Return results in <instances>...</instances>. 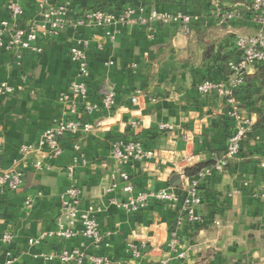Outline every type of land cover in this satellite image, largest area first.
I'll return each instance as SVG.
<instances>
[{
	"label": "crops",
	"instance_id": "0c3cea01",
	"mask_svg": "<svg viewBox=\"0 0 264 264\" xmlns=\"http://www.w3.org/2000/svg\"><path fill=\"white\" fill-rule=\"evenodd\" d=\"M11 0H0V15ZM25 10L19 25L29 24L38 13L39 0H14ZM66 3L69 24L52 37L37 42L43 52L0 48V83L15 87L11 94L0 95V168L21 167L24 184L17 191L0 193V263L14 257L12 264H64L58 254L65 248L81 246L91 254L104 255L115 263L128 264H264V83L255 78L257 67L250 69L247 83L236 91L241 110L256 121L252 133L242 144L241 154L224 172L199 182L202 203L196 207L201 221H189L181 205L170 208L151 199L140 212H127L113 204L110 197L125 200L122 186L112 196L106 187L111 174L119 169L129 172L134 194L161 189L181 190L187 167L211 162L221 153L235 130L227 114V102L218 95H203L197 85L203 79L228 80L227 62L235 54L240 34H255L259 27L250 13V0H53ZM134 7L136 15L148 16L153 10L172 15L192 16L191 32L182 24L115 27L111 40L101 27L77 25L83 10L103 7L121 11ZM229 8L241 15L220 23L218 13ZM196 32L204 33L200 41ZM153 35V36H152ZM89 42L86 52L90 74L79 78L71 60V47ZM205 43H213L207 57ZM109 61H113L109 65ZM226 62V63H225ZM254 75V76H253ZM84 81L93 101L105 84L116 92V105L110 111L90 115H71L59 94L71 81ZM142 91L138 104L131 102L136 90ZM82 118L93 125L86 136L67 133L62 139L63 153L43 159L51 169L31 166L42 159L39 152L24 156L22 147H36L43 131L57 119ZM136 121L138 124L133 125ZM172 128L162 130L159 125ZM139 140L153 149V160L123 164L111 154L116 139ZM75 146H78L76 148ZM86 155L71 179L65 167L75 156ZM193 155L189 164L186 157ZM73 184L82 190V205L102 207L98 214L104 236L100 248H93L84 237L42 238L57 229L61 195ZM30 197L32 207L25 202ZM180 237L178 251L166 243L170 232ZM11 233L12 243L3 240ZM39 240L31 243L30 240ZM148 247L133 258L128 246L134 242ZM185 256L181 257L180 253ZM52 259H46L45 256ZM74 264V263H69ZM89 264V263H85Z\"/></svg>",
	"mask_w": 264,
	"mask_h": 264
},
{
	"label": "built area",
	"instance_id": "2783aa9c",
	"mask_svg": "<svg viewBox=\"0 0 264 264\" xmlns=\"http://www.w3.org/2000/svg\"><path fill=\"white\" fill-rule=\"evenodd\" d=\"M38 13L35 19L29 24L18 22L24 17V7L17 1L11 0L6 3L5 8L8 10V16L0 15V48L17 51V59H21L23 51H34L42 53L43 47L37 44L38 40L43 37H52L64 29L69 21L66 14L69 11L68 4H54L53 0H39ZM250 13L254 22L259 27L255 34H240L235 41V54L227 61L228 80L215 81L205 78L197 85V90L203 95H218L223 97L227 102V114L233 120L235 130L228 140V145L221 153H214L208 166L201 169L193 176H187L185 171L184 182L181 190L161 189L156 192H139L134 194V184L131 181L129 172L119 169L111 174L112 182L106 187V193H113L122 186L123 191L128 195L125 200L116 197H110L113 204L127 211L137 213L143 211L151 199L165 203L170 208H177L181 205L184 215L189 221L199 222L201 217L196 213V207L203 201L199 191V182L210 176L222 173L227 169L230 163L236 159L242 151V144L252 133L256 121L253 117L245 114L236 98V91L246 84V75L250 69L264 62V0H250ZM134 7H126L121 11H113L103 7L90 8L83 10L78 14L75 23L77 25H89L101 27L106 30L107 36L115 39V27L123 26H145L151 28L156 25H167L170 23L182 24L186 33L191 32L192 16L172 15L168 12L153 10L148 16L136 15ZM219 22L225 23L236 17V9L229 8L218 14ZM153 36V35H152ZM89 42L84 41L80 46L70 48L69 55L71 60L76 64L79 78H86L90 74L89 63L87 60V50ZM114 62L109 61V65ZM71 81L66 91L59 94V100L65 103L71 115H90L98 111H110L116 105V92L114 89L105 84L100 85L98 89L99 101H93L90 96L88 85L84 82ZM15 91L14 85L8 82L0 83V95L11 94ZM142 91L139 89L131 96V102L138 104ZM138 123L133 122L136 126ZM160 129L165 130L172 128L169 124L162 123ZM93 129V125L82 118L57 119L54 123L46 128L36 147L25 145L22 147L24 156L34 152H39L42 159L35 160L31 166L36 170L51 169L49 163H43V159H54L63 153L62 139L67 133L79 136L88 135ZM78 148V146H75ZM111 154L121 163L127 164L131 161L153 160L158 157L155 150L146 148L139 140H125L122 138L114 140L111 146ZM194 156L186 157V162L191 164ZM86 163V155L83 153L79 157L75 156L71 163L65 167L67 176L75 178L76 168L78 165ZM264 166V163H262ZM25 172L21 167L3 169L0 168V193L7 191H17L24 184ZM264 196V193H263ZM61 212L56 219L57 229L55 231L45 232V237H61L73 239L78 235L84 237L85 241L93 248H100L104 243L98 214L102 207L95 205H82V190L77 184L70 186L61 195ZM33 201L30 197L25 202L26 207H32ZM14 236L11 233H4L3 240L12 243ZM39 240L31 239V243ZM171 251H178L180 246V237L178 231L173 229L166 241ZM148 241L144 240L141 245L134 242L128 246V251L133 258L141 256V249L148 247ZM81 246L65 248L58 254L59 260L64 264H128L115 263L104 255L88 253ZM46 259H52L51 256L44 255ZM181 257L185 256L184 252L180 253ZM15 258H8L3 264H12ZM1 264V263H0ZM161 264H167V260H162Z\"/></svg>",
	"mask_w": 264,
	"mask_h": 264
},
{
	"label": "trees",
	"instance_id": "16d2710c",
	"mask_svg": "<svg viewBox=\"0 0 264 264\" xmlns=\"http://www.w3.org/2000/svg\"><path fill=\"white\" fill-rule=\"evenodd\" d=\"M234 2H238V1H242V0H232ZM93 8H98V7H93ZM260 30V29H259ZM258 30V31H259ZM198 38L200 41H204V33H201V32H196ZM214 44L211 43H205L204 45V51H205V55L208 57L212 51H213V47ZM227 62V61H226ZM225 62V63H226ZM257 67V72L255 73V78H257L258 80L261 81V83H264V62L263 63H260ZM250 76L246 75V83H247V80H249ZM210 164V162L208 163H199V164H196L194 166H190V167H187L185 169V174L187 176H193L195 174H197L201 169H203L204 167L208 166Z\"/></svg>",
	"mask_w": 264,
	"mask_h": 264
},
{
	"label": "rangeland",
	"instance_id": "374dc122",
	"mask_svg": "<svg viewBox=\"0 0 264 264\" xmlns=\"http://www.w3.org/2000/svg\"><path fill=\"white\" fill-rule=\"evenodd\" d=\"M241 15L240 11L238 12V9L236 10V16L239 17Z\"/></svg>",
	"mask_w": 264,
	"mask_h": 264
}]
</instances>
